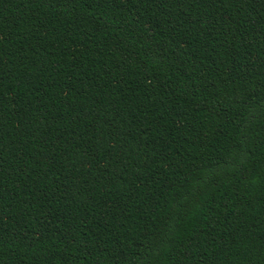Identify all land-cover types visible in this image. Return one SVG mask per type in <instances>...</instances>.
Masks as SVG:
<instances>
[{
	"label": "trees",
	"instance_id": "trees-1",
	"mask_svg": "<svg viewBox=\"0 0 264 264\" xmlns=\"http://www.w3.org/2000/svg\"><path fill=\"white\" fill-rule=\"evenodd\" d=\"M0 264H264V0H0Z\"/></svg>",
	"mask_w": 264,
	"mask_h": 264
}]
</instances>
